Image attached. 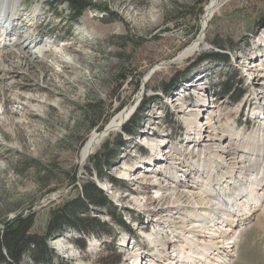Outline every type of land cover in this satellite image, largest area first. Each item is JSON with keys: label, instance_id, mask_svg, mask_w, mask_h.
I'll use <instances>...</instances> for the list:
<instances>
[{"label": "rangeland", "instance_id": "1", "mask_svg": "<svg viewBox=\"0 0 264 264\" xmlns=\"http://www.w3.org/2000/svg\"><path fill=\"white\" fill-rule=\"evenodd\" d=\"M211 1L84 0L89 8L74 20L66 1L20 0L10 17L14 22L1 23L0 31L5 27L12 33L5 39L6 47H0V233L16 217L32 215L31 234L43 236L50 210L75 199L67 209L76 213L74 222L88 226L97 219L107 225L103 231L90 226L55 234L51 229L53 236L45 244L49 253L43 248L40 264H130L128 249L136 245L141 253L154 254V264H166L157 250L161 248V256H167L180 245L169 236L173 227L162 222L169 215L157 210L160 206L153 196L161 193V184L194 191L208 204L224 192L228 198L219 211L228 209L249 171L244 177L239 173L240 179L236 174L222 181L228 170H204L202 179L195 177L197 186L188 184L193 189L160 181L153 172L149 175L158 180L159 190L149 182L137 183L149 166L155 167L153 163L155 169L159 167L156 173L162 174L161 165L170 158L165 151L172 144L180 162L188 164L197 156V165L204 168L206 156L200 151L211 147L207 140L199 141L197 148H189L191 141L179 144L175 152V142L190 131L180 113L183 117L184 109L194 113L189 109H199V99H204L206 109L199 112L202 118L197 123L205 117L212 120L220 141L215 146L231 152V164L239 163L238 172L245 161L254 174L262 169L264 143L257 139L259 128L252 129L249 117L255 106L261 112L264 99V0H218L198 39ZM29 52L36 58H29ZM17 62L22 69L16 68ZM229 77L233 83L224 92L221 84ZM255 97L259 104L252 102ZM211 108L217 114L214 109L207 112ZM128 110L132 114L119 130L103 133L117 115ZM260 120L263 124L261 116ZM198 126L192 122V128ZM206 128L204 134L214 136ZM101 132L105 134L102 141L84 159L82 152L90 137ZM155 148L163 155L161 165L154 157ZM97 156H102L100 162L91 163ZM253 180L260 184L264 176ZM88 182L111 200V208L85 200ZM262 201L239 226L225 264H264ZM170 217L178 224L184 220L183 212ZM149 234L159 240L157 248L147 242ZM59 240L73 248V256L55 249ZM35 248L30 245L31 254L24 249L18 264H37Z\"/></svg>", "mask_w": 264, "mask_h": 264}, {"label": "bare ground", "instance_id": "2", "mask_svg": "<svg viewBox=\"0 0 264 264\" xmlns=\"http://www.w3.org/2000/svg\"><path fill=\"white\" fill-rule=\"evenodd\" d=\"M19 1L20 0H0V25L1 23H3V26L5 24L8 25L9 19L11 21V18H10L11 15L14 16V14H16L15 12L16 2H19ZM217 7H218V0H212L209 3L208 7L206 8L205 17L203 21L204 28L207 25L208 20L214 14ZM13 22L14 20L11 21V24ZM8 29L9 28L1 27L0 47H3V48L6 47V45L4 44L5 39L8 36V34L12 33V32H8ZM41 53L44 54L45 52L42 51V52L36 53V55H39ZM186 54L187 52H185V55ZM1 56L2 54L0 52V59H1ZM29 56H30L29 58H31L32 60L33 58H36L34 57L35 54L31 52H29ZM18 62L15 63L16 68L22 69L23 65L20 66ZM1 63L2 61L0 60V64ZM253 65H256V63L250 66L251 67L250 70L253 68ZM250 75H251V72H249V76ZM205 96L206 95H203V94L201 95V97H205ZM252 102H254V105L259 104L256 101V97L254 100H252ZM199 104H200L199 109L196 107L189 109L191 111L194 110V113H190V111L185 110V109L184 110L188 112H185L184 110H182L183 113H186L184 117L182 113H180L181 119L183 120L184 118V122L188 125V128L190 131H189V135L188 133L187 134L185 133L184 138L181 139L180 142L179 140L178 142H175L176 143L175 152H178L179 150L178 147H180L179 144L183 146L187 144L186 142L191 141V144H187L189 145V148H194V147L197 148L198 145H200L199 141H201L202 139L207 140L206 141L207 143H211V147L210 145H206V146L202 145L204 147H202L200 151L202 153V157L204 155V157L206 156L207 158V156L211 154L209 158L207 159L204 158L206 161V163H204L205 164L204 168L201 165L195 166L194 163L187 164L185 160H181L180 162V159L177 158V155L173 153V148L175 147L172 144V146H169V151H165V153L170 157L168 160L165 159L167 162L165 163V165H161L160 159L163 160V155L160 154L158 149L155 148L153 150L154 153H156L157 155V156L154 155V157L158 161L160 160V165L164 167L162 168L163 170H160L159 172L165 173V175L157 174L156 172L158 171L159 167L155 169L156 163L155 164L153 163L155 167L149 166L148 168H151L150 171L148 172L146 170V174H144L145 176H141V178L137 180V183L144 184V183L149 182L151 186L154 185L159 190V186L156 185L159 183L158 180L154 178V175L152 176L149 175V173L153 172L155 175H157L156 177L160 181H165L168 184L169 183L178 184L179 188H183L186 185L189 188L193 189V187H191L193 186V184H194V187L197 186V184H195V181H196L195 177H200L202 179L203 173H205L204 170H207V171L213 170L216 173H220V172H224V170H228L229 172L225 174L222 173L223 175L220 177L222 181H224V178L226 179V181L228 179L232 180L233 176L236 174H237L236 179L237 178L240 179L241 177L239 176V173L242 177H244L243 175L247 173L248 171L249 172L248 174H246V178H244L243 182L238 185V186L241 185V188L238 191V194L236 195V197L231 202V204L228 206V209H226L227 207L224 209L225 210L224 213H221V211H219V208L220 209L223 208L224 200L228 198V196L224 192H222L217 197V199L214 200L216 201L215 203L208 204V202H205L203 200L201 195H198V196L195 195L193 190H192L193 192H191L190 190H186V189L175 190L173 189V185L172 186L169 185L168 187L167 185L161 184L162 186L160 187L161 193H155V196H153L155 197L157 201L158 207L160 206L157 210L158 211L162 210L161 213H164L169 216H172L173 213L174 215H177L180 212H183L184 214V220H182L181 224L173 222L171 220V217L169 218V216H168V219H165V220L163 218H160V219H163L162 221L163 223L165 222L168 225L173 227V234H170L171 232H169L168 230L169 236L173 235L172 239H175L176 240L175 243L180 245L179 248L177 247L178 248L177 252L175 254H167L168 257L166 256V254L165 256H161V253H160L161 248L157 250L159 259L165 258L167 262L166 264H225L226 262H228V260L226 262L225 260L231 253L232 244L234 243L235 239L238 237L239 231L237 230L239 226L243 225L245 221H247L251 217L252 209L257 206L255 204H258L262 200L264 201V194H262L264 193V190H263L264 181L260 182V184L258 183L256 184L255 180H253L254 178L261 180L262 176H264V168H263L264 163H262L263 165L261 169L263 171L260 170L257 174L255 173L256 174L255 175L254 170L252 169L251 165L249 164L247 165L246 161L244 163L243 159H241L240 161L244 163L243 169L241 170V172H238L239 167H237V165L239 163H236L235 165L231 164V160H232V157L230 156L231 152L227 149L223 151L224 148L220 144H219L220 146L219 145H217V147L215 146V143L217 142L220 143V141H218L219 138L216 137L215 128L212 123V120L205 117L203 120H201V122L197 123L198 121L197 119L199 117L202 118L199 112L206 109V106L204 105L205 104L204 99H201V100L199 99ZM260 108H261L260 110L261 112H258L259 105H258V108L257 106L254 107L255 111L252 112V117L256 118L258 128H259V130L257 129L259 133L255 132L256 137L257 139H259V141L264 143V99L261 100ZM213 109L211 108L207 112L213 110L216 113L215 111L216 109L215 108ZM131 113H132V110H128V111H125L124 113H120L119 115H117L108 125V128L106 129V131L103 133L110 134L113 131L119 130L123 122L128 118V116H130ZM260 116L263 120V124L260 120ZM154 121L156 122V120ZM193 121H195L196 124H199L197 128L196 127L192 128ZM205 126L207 127L206 129H210V131L214 133V136H211L209 134H204ZM152 130L154 131V128H152ZM103 133L101 132V134L99 135L93 134L90 137L89 141L87 142L82 152L84 159H86L93 152L95 147L102 141V137L105 135ZM164 134H165V131H164ZM142 140L145 141L144 139ZM239 140H241V138ZM243 140H247V139H243ZM156 144H159L158 146L160 147L161 143H156ZM204 149L205 151L202 152V150ZM225 153L227 154V159L224 155ZM151 163H152L151 159L147 161L148 165H150ZM183 163H185L186 166H184ZM127 174H129L128 170L126 171L124 176H127ZM163 176L166 178L168 177V178L166 179ZM226 183L228 184V187H229L230 182H226ZM188 184H190L191 186H189ZM200 184L201 183H199V185ZM222 185L223 184L219 185V187ZM247 200L249 201L248 203H247ZM199 204H203V205L200 207ZM187 209L189 210L191 209L190 213H186L188 211ZM200 223H202L204 227L200 225ZM185 226L187 228H185ZM234 233L236 235H234ZM145 238L147 239V242L152 246V248H157L156 243L159 242L158 239L155 240V238L152 237L150 234L147 235ZM57 239H61V237H58ZM172 239H170L171 240L170 242H172ZM54 247L56 250H58L62 254L68 255L69 257L73 256V251H74L73 248L66 245L62 240L57 241ZM177 248H174V250H176ZM128 250H129V256L131 260L130 264H154V260H153L154 254L147 255V254L141 253L142 251L141 249H138L137 245Z\"/></svg>", "mask_w": 264, "mask_h": 264}, {"label": "trees", "instance_id": "3", "mask_svg": "<svg viewBox=\"0 0 264 264\" xmlns=\"http://www.w3.org/2000/svg\"><path fill=\"white\" fill-rule=\"evenodd\" d=\"M64 1H66L70 5L71 10L73 12L74 20H78L82 16V13L87 8H89V5H86L84 3V0H60V3ZM231 83H233V80L231 77H229L226 78V82L221 84V88H223L224 92L229 91L228 89ZM100 158H102V156H97V158H93L91 160V163H94L96 161L100 162ZM84 189L86 198L85 200H88L94 205L97 203L103 207L111 208V200L106 195L102 194L101 191H99L98 189L96 190L92 182L86 183ZM76 201L77 199H75L71 203L65 202L63 203V206H55L50 210V215L48 217V223L50 222V224L48 226H45V234L43 236L31 234L35 220L34 216L32 215H29V217L27 218L18 216L16 217V220L13 224H7L3 233H0V264H18L20 262L19 259L21 257L20 253H22L24 249H27L29 254L32 253V251L30 250V245L32 246V248L34 246L37 247L34 249L35 254L33 253V261L37 264H40V262L43 260L42 257L44 256L43 251L45 250V252L49 253L45 244H47V239L53 236L50 233L51 229L53 232H55V234H60L72 228L77 230L87 228L90 229V226L101 231L106 229L107 225L102 224L97 219H92V224L89 223L88 226L79 225V220L74 222L76 213L69 212L67 209L68 207L73 206ZM80 210L81 206L78 207L77 211ZM60 214L62 215L61 218L59 216ZM118 223L121 222L119 221ZM39 240H41L42 242H40ZM7 260L10 262H7Z\"/></svg>", "mask_w": 264, "mask_h": 264}, {"label": "water", "instance_id": "4", "mask_svg": "<svg viewBox=\"0 0 264 264\" xmlns=\"http://www.w3.org/2000/svg\"><path fill=\"white\" fill-rule=\"evenodd\" d=\"M204 27L202 26V29H201V32H200V35L198 36V39L200 38V37H203V31H204V29H203ZM202 40V39H201ZM135 108L136 107H133V110H135ZM132 114V113H131ZM137 212V211H136ZM138 214H141V215H143V216H146L144 213H138Z\"/></svg>", "mask_w": 264, "mask_h": 264}]
</instances>
